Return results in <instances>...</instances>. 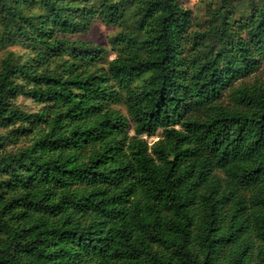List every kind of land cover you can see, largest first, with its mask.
<instances>
[{
  "label": "trees",
  "instance_id": "16d2710c",
  "mask_svg": "<svg viewBox=\"0 0 264 264\" xmlns=\"http://www.w3.org/2000/svg\"><path fill=\"white\" fill-rule=\"evenodd\" d=\"M186 1L0 0V264H264V0Z\"/></svg>",
  "mask_w": 264,
  "mask_h": 264
},
{
  "label": "rangeland",
  "instance_id": "374dc122",
  "mask_svg": "<svg viewBox=\"0 0 264 264\" xmlns=\"http://www.w3.org/2000/svg\"><path fill=\"white\" fill-rule=\"evenodd\" d=\"M186 7H188L194 15L197 17V24L204 23L206 19V7L203 3V0H187L185 2ZM116 33L115 29L108 27L101 22H96L92 29L86 36H76L75 38H83L86 42L93 43L97 46H105L108 44V40L111 36ZM9 52H14L16 54H22L20 48L9 47L5 50H0V60L3 59ZM113 57V56H112ZM18 105L27 112H35L38 109V106L30 99L21 97L18 100ZM151 143L156 142L158 137L147 138Z\"/></svg>",
  "mask_w": 264,
  "mask_h": 264
}]
</instances>
